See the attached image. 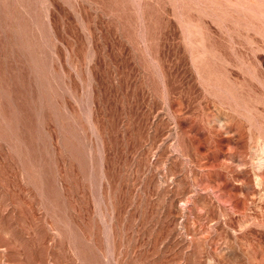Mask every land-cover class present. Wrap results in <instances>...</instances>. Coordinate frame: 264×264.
I'll use <instances>...</instances> for the list:
<instances>
[{"label":"rangeland","instance_id":"rangeland-1","mask_svg":"<svg viewBox=\"0 0 264 264\" xmlns=\"http://www.w3.org/2000/svg\"><path fill=\"white\" fill-rule=\"evenodd\" d=\"M0 264H264V0H0Z\"/></svg>","mask_w":264,"mask_h":264}]
</instances>
